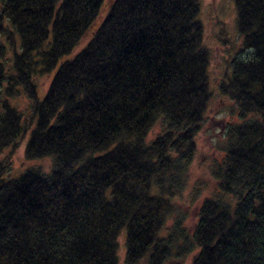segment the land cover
I'll return each mask as SVG.
<instances>
[{
    "label": "trees",
    "instance_id": "16d2710c",
    "mask_svg": "<svg viewBox=\"0 0 264 264\" xmlns=\"http://www.w3.org/2000/svg\"><path fill=\"white\" fill-rule=\"evenodd\" d=\"M105 1L0 0V32L9 21L22 46L13 70L0 47V264H121L124 232L126 264H186L193 253L192 264H264V0H234L251 54L219 91L241 122L228 126L219 191L191 236L184 219L167 225L213 97L202 0H116L60 65ZM55 71L41 99L36 77ZM22 91L30 120L11 101ZM27 139L26 158H52L53 171L12 178Z\"/></svg>",
    "mask_w": 264,
    "mask_h": 264
},
{
    "label": "rangeland",
    "instance_id": "374dc122",
    "mask_svg": "<svg viewBox=\"0 0 264 264\" xmlns=\"http://www.w3.org/2000/svg\"><path fill=\"white\" fill-rule=\"evenodd\" d=\"M116 0H106L99 18L92 28L82 39L74 51L65 56L60 65L66 61L73 60L93 40L101 24L105 21ZM234 0H202L201 19L205 26V45L212 53V64L210 68L211 88L213 97L210 102L202 130L197 136L198 151L192 163L187 178V186L182 195L175 199L177 210L167 225L169 230L177 219H184L186 233L193 235L200 218V209L206 199L212 198L219 191V183L213 176V168L217 163L222 162L226 155L228 146L227 129L229 125L238 124L240 117L237 105L220 90V84L227 75H232L233 62L238 57H249L251 52L244 46V39L238 30V13ZM2 4L0 3V12ZM9 33L0 32V47L5 48V61L9 70H13L14 52L21 51V40L17 35H12L13 28L9 21L6 22ZM12 35V39H10ZM59 65V66H60ZM55 73L50 75H39L36 81L39 87V97L45 98ZM22 91L11 101L27 120L32 116V101ZM163 133V123L160 122L149 135V141H154ZM29 139L23 141L22 146L17 150L11 165L12 178H18L22 172L30 168H40L42 171L51 173L54 168L52 158L33 160L26 158V147ZM11 150L5 152L7 156ZM21 174V175H20ZM20 175V176H18ZM121 241V264L125 263L127 232H124L119 239ZM180 243H183L181 241ZM190 255L186 264H192L193 256ZM141 264H148L145 260Z\"/></svg>",
    "mask_w": 264,
    "mask_h": 264
}]
</instances>
